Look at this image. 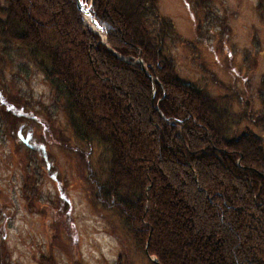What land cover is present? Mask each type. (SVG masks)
<instances>
[{"label":"trees","instance_id":"1","mask_svg":"<svg viewBox=\"0 0 264 264\" xmlns=\"http://www.w3.org/2000/svg\"><path fill=\"white\" fill-rule=\"evenodd\" d=\"M255 9L264 21V0ZM90 12L101 32L76 0H3L0 40L34 61L74 136L107 151L104 204L157 264H264L262 139L228 136L225 111L177 76L159 0H91ZM260 96L264 128V75Z\"/></svg>","mask_w":264,"mask_h":264},{"label":"rangeland","instance_id":"2","mask_svg":"<svg viewBox=\"0 0 264 264\" xmlns=\"http://www.w3.org/2000/svg\"><path fill=\"white\" fill-rule=\"evenodd\" d=\"M256 4L159 0V14L171 23L162 53L177 76L225 111L228 136L250 130L264 149V128L254 121L264 75ZM108 159L102 145L74 136L62 101L26 51L0 40V264H47L41 257L48 264H152L102 201ZM196 220L216 228L202 215Z\"/></svg>","mask_w":264,"mask_h":264},{"label":"water","instance_id":"3","mask_svg":"<svg viewBox=\"0 0 264 264\" xmlns=\"http://www.w3.org/2000/svg\"><path fill=\"white\" fill-rule=\"evenodd\" d=\"M76 6L81 11V13L83 15H86V17L90 20V22L92 23V26L91 27L93 28V30H96V31L101 32L102 29L97 24L94 16L91 14L90 7L89 6L86 7L85 4H84V2L82 0H76ZM138 61L141 62L140 59H138ZM151 259L154 260L155 263L157 264V262H156V260L154 258H151Z\"/></svg>","mask_w":264,"mask_h":264},{"label":"bare ground","instance_id":"4","mask_svg":"<svg viewBox=\"0 0 264 264\" xmlns=\"http://www.w3.org/2000/svg\"><path fill=\"white\" fill-rule=\"evenodd\" d=\"M86 16V15H85Z\"/></svg>","mask_w":264,"mask_h":264}]
</instances>
